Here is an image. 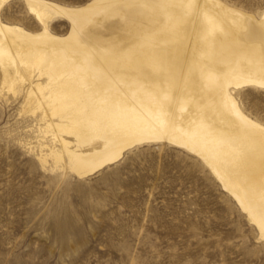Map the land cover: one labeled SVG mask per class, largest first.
I'll use <instances>...</instances> for the list:
<instances>
[{
  "label": "bare ground",
  "instance_id": "obj_1",
  "mask_svg": "<svg viewBox=\"0 0 264 264\" xmlns=\"http://www.w3.org/2000/svg\"><path fill=\"white\" fill-rule=\"evenodd\" d=\"M8 1L0 0V90L32 106L26 145L43 167L84 178L136 146L169 142L204 161L264 238V124L233 96L264 88V9L22 0L32 29L6 18ZM56 18L69 22L65 35L53 32Z\"/></svg>",
  "mask_w": 264,
  "mask_h": 264
},
{
  "label": "rangeland",
  "instance_id": "obj_2",
  "mask_svg": "<svg viewBox=\"0 0 264 264\" xmlns=\"http://www.w3.org/2000/svg\"><path fill=\"white\" fill-rule=\"evenodd\" d=\"M222 1L256 16L264 9V0ZM3 13L37 28L22 0H9ZM51 28L65 35L69 22L56 18ZM233 96L264 124V88ZM31 108L0 90V264H264L255 223L196 154L146 143L77 178L43 167L28 149Z\"/></svg>",
  "mask_w": 264,
  "mask_h": 264
}]
</instances>
